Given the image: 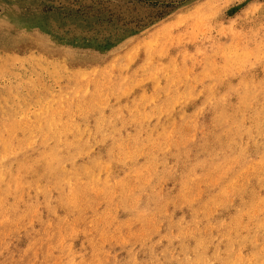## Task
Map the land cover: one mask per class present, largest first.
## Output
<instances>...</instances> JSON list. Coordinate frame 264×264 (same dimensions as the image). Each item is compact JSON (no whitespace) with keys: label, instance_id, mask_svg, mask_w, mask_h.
Returning <instances> with one entry per match:
<instances>
[{"label":"rangeland","instance_id":"obj_1","mask_svg":"<svg viewBox=\"0 0 264 264\" xmlns=\"http://www.w3.org/2000/svg\"><path fill=\"white\" fill-rule=\"evenodd\" d=\"M0 264H264V0H0Z\"/></svg>","mask_w":264,"mask_h":264}]
</instances>
